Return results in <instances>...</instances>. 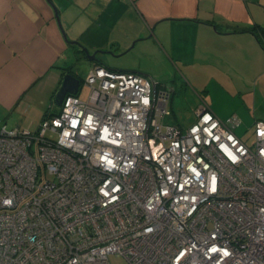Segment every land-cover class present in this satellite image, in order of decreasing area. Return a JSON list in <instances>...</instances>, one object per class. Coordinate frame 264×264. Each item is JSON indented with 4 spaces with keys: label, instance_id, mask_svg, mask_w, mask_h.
Returning <instances> with one entry per match:
<instances>
[{
    "label": "built area",
    "instance_id": "2783aa9c",
    "mask_svg": "<svg viewBox=\"0 0 264 264\" xmlns=\"http://www.w3.org/2000/svg\"><path fill=\"white\" fill-rule=\"evenodd\" d=\"M83 85L35 130L0 126V264H264V120L248 143L204 101L164 123L171 93L140 73Z\"/></svg>",
    "mask_w": 264,
    "mask_h": 264
},
{
    "label": "crops",
    "instance_id": "0c3cea01",
    "mask_svg": "<svg viewBox=\"0 0 264 264\" xmlns=\"http://www.w3.org/2000/svg\"><path fill=\"white\" fill-rule=\"evenodd\" d=\"M82 46L96 59H87ZM134 48L150 51V61L165 62L175 77L181 66L221 60L264 94V0H0L1 122L36 129L45 114L58 111L41 113L40 106L66 73L79 79L80 92L79 64L149 78L140 65L113 60ZM201 68L191 73L201 77ZM154 82L172 97L173 86ZM31 110L39 116L28 118ZM256 119L264 120V111Z\"/></svg>",
    "mask_w": 264,
    "mask_h": 264
},
{
    "label": "rangeland",
    "instance_id": "374dc122",
    "mask_svg": "<svg viewBox=\"0 0 264 264\" xmlns=\"http://www.w3.org/2000/svg\"><path fill=\"white\" fill-rule=\"evenodd\" d=\"M113 60L122 62L126 66L134 63L140 65L143 69L142 71L148 75L151 81H158L160 85H171L174 87L175 91L169 104L171 116L165 117L164 123L178 124L182 128L188 127L195 120V109L200 102L204 101L222 117L229 115L240 117L242 122L236 127L235 132L246 142H252L253 118L256 115L258 117L259 113L264 111V94L259 89V83L249 82V80L243 82V78L236 72L237 67L227 66L221 60L212 59L213 61L211 60V62L205 64L203 68L197 63L194 67L181 66L183 74L175 77L173 70L165 62L161 60L150 61V51L148 50L134 48L117 58H113ZM83 62L85 63L86 61L83 60ZM79 66L80 77L85 78L88 69L83 64H79ZM199 68L202 71L201 77L191 73ZM184 75L187 77H184ZM211 76H215L212 81L209 80ZM203 78H205L204 81H202ZM254 85L256 87V95L253 94ZM88 91V88L81 83L80 92L77 96L85 99ZM54 98L55 96L43 99V106H40L41 113H45L48 110H57ZM33 115L39 116L37 112L34 113L32 110L27 113V117L30 119H34ZM2 124L4 123L0 122V126ZM5 125L7 128L15 127L9 123ZM47 135L51 136L50 133H47ZM108 260L111 264H127L124 257L114 254L109 255Z\"/></svg>",
    "mask_w": 264,
    "mask_h": 264
},
{
    "label": "water",
    "instance_id": "95a60500",
    "mask_svg": "<svg viewBox=\"0 0 264 264\" xmlns=\"http://www.w3.org/2000/svg\"><path fill=\"white\" fill-rule=\"evenodd\" d=\"M57 20H58V24L64 34V31L61 27V24H60V21H59V18L57 17ZM77 43V42H75ZM81 49L84 51V53L86 54V57L87 59L89 60H95L96 59V56L95 54L96 53H93V54H90L88 49L85 48V47H81ZM79 84H80V81L78 78H76L73 74L71 73H66L63 78H62V82H61V85L55 95V98H54V103L57 105V106H60L64 97L67 95V94H77V91H78V88H79Z\"/></svg>",
    "mask_w": 264,
    "mask_h": 264
}]
</instances>
